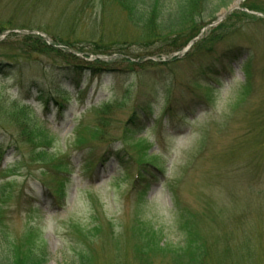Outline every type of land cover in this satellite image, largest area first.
I'll return each mask as SVG.
<instances>
[{
  "label": "rangeland",
  "instance_id": "1",
  "mask_svg": "<svg viewBox=\"0 0 264 264\" xmlns=\"http://www.w3.org/2000/svg\"><path fill=\"white\" fill-rule=\"evenodd\" d=\"M81 1L43 0L37 12L21 11L17 22L27 18L35 27L13 30L11 45L2 34L0 55H19L14 40L37 27L51 31L50 35L42 31L48 44L52 33L66 34L83 48L70 51L85 60L117 58L123 44L133 54L144 53V47L138 46L139 33L125 23L119 6L111 0H95L87 6ZM235 1L220 9L218 19L241 8L244 0L234 6ZM14 11L11 0H0V18L9 19ZM101 42L112 46V53L95 55L94 43ZM56 44L66 50L61 42ZM229 47L242 48L249 56L245 63L244 59L219 62L217 58ZM216 51L206 61L180 66L179 71L186 70L187 85L178 83L172 102L176 109L169 115L161 93L152 91L141 70L89 72L74 81L79 85L75 90L59 79L56 82L67 96L55 90L51 77H38L41 86L67 101L62 119L53 111L49 120H42L52 147L66 151L105 117L107 136L96 142L95 150L101 154L108 146L112 151L123 149V158L115 157L104 166L94 162V168L86 167L85 154L73 159L67 176L53 181L64 198L32 190L34 170L22 177L2 175L0 162V184L13 186L8 200H0V248L10 254L16 246L25 256L33 247L46 255V264H70L79 256L90 264H184L207 247L213 259L206 264H264V22L249 23L219 43ZM52 54L24 56L17 71L40 66L50 74L48 64L62 62ZM15 68L0 73L5 100L18 97ZM30 103L31 112L39 116L40 102L31 99ZM134 107L151 114L139 115L135 125L129 123ZM125 126L131 128L126 143ZM133 138L141 140L140 146L131 144ZM141 145L146 161L153 163L144 173L148 186L136 180ZM6 156L13 158L11 152ZM200 244L202 251L194 252Z\"/></svg>",
  "mask_w": 264,
  "mask_h": 264
},
{
  "label": "trees",
  "instance_id": "2",
  "mask_svg": "<svg viewBox=\"0 0 264 264\" xmlns=\"http://www.w3.org/2000/svg\"><path fill=\"white\" fill-rule=\"evenodd\" d=\"M43 0H11L13 8L16 10L9 19L0 18V36L6 33L4 42H13L11 39L15 37L13 30L26 29L35 27L30 19H24L17 22V16L21 11L27 10L37 12L42 9ZM95 0L81 1L84 6L92 5ZM106 2L109 0H99ZM231 0H111V3L120 7L124 14L125 23L128 21L130 26L136 31L138 36V46L144 47V53L133 54L130 50H126L124 44L119 46L117 58L111 60H103L94 58L85 60L79 57L70 49H76L79 52L83 48L76 47L75 42L64 33H52V42L49 44L45 39L35 33H25L14 41L18 43L19 55L17 53L10 55H0V73L7 71L9 68L14 70V84L17 89L18 97L13 100L3 99L0 90V162L4 164L2 175H18L28 176L33 174V188L43 195L61 196L54 189L53 181L59 180L63 176H67V168L73 164V159H77L83 155L86 167H91L94 162L97 166H104L113 161L115 157L123 158V149H112L108 146L101 154H97V149L94 145L96 142H102L107 135L109 124L108 120L98 118L94 128H88V135H81L70 143L66 151H61L52 147L53 140L49 133L45 132L43 121L49 120L50 116L55 111V117L59 120L68 109L67 101L60 100L50 89L46 90L39 82L40 77H51L55 90L58 89L62 95L67 96V92L60 89L57 84L59 79L72 85L75 90L79 88L78 83L74 85L79 76L86 73H102L109 74L117 71L133 72L142 71L146 80L151 81V86L155 94H160L164 98L165 113L170 114L171 110L176 109L172 104L176 98V88L178 83L186 86L185 79L187 74L185 69L179 71L180 66L192 62L204 60L216 54L217 46L232 34L240 33L255 21L264 22V1L262 0H244L241 3V8L233 10L223 18L216 26L206 29L200 39L194 43L190 49L180 58L176 53L181 52L187 44L197 37L204 26L218 19V12L221 8H226ZM246 9V10H243ZM247 11L261 13L262 16L250 14ZM32 30V29H29ZM41 33L51 34L50 30L37 27ZM43 31V32H42ZM64 44L66 50L62 51L55 45L56 42ZM95 55L112 53V46H108L101 42L99 45L94 43ZM49 54L53 53L55 57L62 60L60 63H49L50 74L44 69L40 70V66L26 68V71H17L21 58L29 57L32 54ZM162 56L168 59L161 61ZM220 57V58H219ZM217 58L219 62L234 63L244 59L243 63L249 56L243 53L242 48H226ZM134 58L135 60L132 61ZM155 58V60H152ZM215 58V57H214ZM203 62V61H202ZM201 63V62H200ZM47 66V65H46ZM185 66V65H184ZM187 67V66H186ZM178 69V70H177ZM249 71L245 70V76H249ZM39 77V78H38ZM57 81V82H56ZM73 81V82H72ZM52 84V83H51ZM4 84L0 83L3 87ZM128 89L125 91L127 92ZM127 95V93H125ZM64 98V97H61ZM40 102L42 111L39 116H36L31 111L30 100ZM108 109H106L107 112ZM150 110L143 107L133 108L129 123L134 125L137 122L138 116L146 115V118L151 114ZM104 120V121H103ZM128 122V121H127ZM126 122V125H127ZM13 129L14 132L11 130ZM131 131L130 127H124V142L126 143L127 134ZM5 137L7 140H4ZM118 142L120 140L118 139ZM121 143V142H120ZM141 140L133 138L132 145L140 146ZM114 148V147H113ZM11 152L13 158L7 159V153ZM144 146L140 147V157L137 159L138 169L136 180H142L146 183L149 181L144 173L147 172L146 165H153L152 162L146 161L148 155L145 153ZM10 156V155H9ZM8 156V157H9ZM94 168V166H93ZM12 182L0 184V200L7 201L8 195L13 189ZM196 250L202 245H195ZM152 249V247H150ZM33 247H29L25 256H20L17 247L14 246L10 254L4 252L0 248V264H46L47 259L45 254L34 252ZM202 251V250H201ZM200 251V252H201ZM224 256V253H223ZM208 259H213L212 254L208 252L206 247L201 255L189 259L184 264H206ZM70 264H90L86 257L79 256L77 261H72ZM176 264V263H175Z\"/></svg>",
  "mask_w": 264,
  "mask_h": 264
},
{
  "label": "water",
  "instance_id": "3",
  "mask_svg": "<svg viewBox=\"0 0 264 264\" xmlns=\"http://www.w3.org/2000/svg\"><path fill=\"white\" fill-rule=\"evenodd\" d=\"M238 2H239V0H236L235 3H234V6H236V4H237ZM234 6H233V7H234ZM233 7H232V8H233ZM232 8H231V9H232ZM229 10H230V8H229ZM222 18H223V17L219 18L217 21H219V20L222 19ZM217 21L212 22L211 24L207 25V26L202 30V32H203L207 27H209L210 25H215V24L217 23ZM200 36H202V33H200L196 38H194L193 40H191V41L188 43V45L186 46V48L182 51V54L185 53V52L191 47V45L194 44L195 41H196L197 39L200 38Z\"/></svg>",
  "mask_w": 264,
  "mask_h": 264
}]
</instances>
